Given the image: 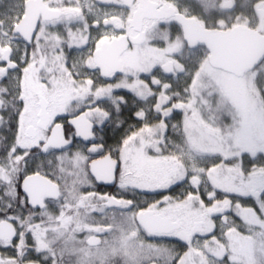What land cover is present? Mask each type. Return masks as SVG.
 Segmentation results:
<instances>
[{
  "label": "snow or ice",
  "instance_id": "snow-or-ice-1",
  "mask_svg": "<svg viewBox=\"0 0 264 264\" xmlns=\"http://www.w3.org/2000/svg\"><path fill=\"white\" fill-rule=\"evenodd\" d=\"M0 264H264V0H0Z\"/></svg>",
  "mask_w": 264,
  "mask_h": 264
},
{
  "label": "flooded vegetation",
  "instance_id": "flooded-vegetation-1",
  "mask_svg": "<svg viewBox=\"0 0 264 264\" xmlns=\"http://www.w3.org/2000/svg\"><path fill=\"white\" fill-rule=\"evenodd\" d=\"M102 190H103V191H114V189L111 188V187H105V188H103Z\"/></svg>",
  "mask_w": 264,
  "mask_h": 264
},
{
  "label": "trees",
  "instance_id": "trees-1",
  "mask_svg": "<svg viewBox=\"0 0 264 264\" xmlns=\"http://www.w3.org/2000/svg\"><path fill=\"white\" fill-rule=\"evenodd\" d=\"M72 54H73V55H76V52H75V51H73V52H72Z\"/></svg>",
  "mask_w": 264,
  "mask_h": 264
}]
</instances>
